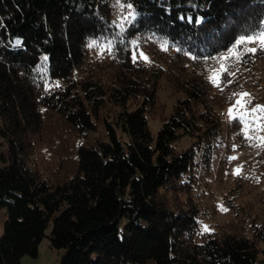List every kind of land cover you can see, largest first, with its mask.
I'll use <instances>...</instances> for the list:
<instances>
[{"label": "trees", "instance_id": "1", "mask_svg": "<svg viewBox=\"0 0 264 264\" xmlns=\"http://www.w3.org/2000/svg\"><path fill=\"white\" fill-rule=\"evenodd\" d=\"M120 1L123 24L111 0H0V264L46 236L58 264H264V212L224 193L231 219L204 225L199 203L221 174L243 179L231 135L250 114L224 107L229 71L214 85L206 61L264 30V0ZM162 79L183 94L167 115Z\"/></svg>", "mask_w": 264, "mask_h": 264}, {"label": "rangeland", "instance_id": "2", "mask_svg": "<svg viewBox=\"0 0 264 264\" xmlns=\"http://www.w3.org/2000/svg\"><path fill=\"white\" fill-rule=\"evenodd\" d=\"M111 1L116 22L123 24L130 10L120 0ZM91 55L92 63H98L96 66L104 65L105 59L108 58L107 47L96 45L95 49L91 50ZM243 55L250 57H245L246 64L241 63ZM131 56L133 60L142 59L149 62L154 59V48L148 44L133 45ZM206 65L205 74L214 85L219 84L221 73L229 71L230 75L226 79L229 83L223 92L226 100L224 107L229 110H232V107L249 108L250 114L248 119L245 117L241 127L232 130V133L237 131L238 134L231 135L232 142L238 149L228 164L231 167H243V179L233 183L231 175L229 177L225 172L211 183L208 197H202L199 202L204 225L231 219L232 214L227 212L229 208L222 199L224 193L231 197L232 203L243 206L251 204L253 210L264 212V183H256L252 177L257 171L256 161L258 164L262 160L264 162V136L258 131L259 120L258 114L255 113L259 104L264 105V30L259 34L239 37L230 49L209 58ZM157 94L159 102L165 104L163 111L160 110V105L158 106L157 113L160 111L165 115L170 113L176 100L183 96L181 92L174 91L164 79L160 81ZM227 121L229 122V119ZM160 124L159 119L149 116V127L153 133ZM187 142L188 140H184L180 144L185 145ZM7 162L8 149L5 142L0 139V165ZM1 229L0 221V232ZM46 232H49V228ZM61 254V249L50 247L46 236L38 245L37 256L23 255L20 264H58Z\"/></svg>", "mask_w": 264, "mask_h": 264}]
</instances>
